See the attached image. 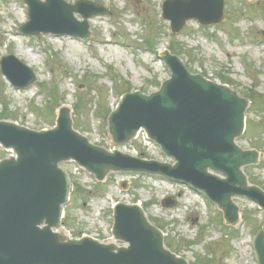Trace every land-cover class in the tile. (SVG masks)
<instances>
[{
    "label": "water",
    "instance_id": "water-1",
    "mask_svg": "<svg viewBox=\"0 0 264 264\" xmlns=\"http://www.w3.org/2000/svg\"><path fill=\"white\" fill-rule=\"evenodd\" d=\"M24 1L29 22L19 32L28 36L89 39V19L110 13L104 5L89 0L75 4ZM162 8L174 34L189 20L205 26L226 21L225 0H166ZM160 57L171 78L157 92L125 94L108 118V135L111 143L119 145L144 130L175 164L92 144L74 128L70 107L60 109L50 130L35 131L0 121V145L15 154L0 161V264H190L166 246L165 234L139 204L115 205L111 242L88 236L70 238L62 223L72 190L70 176L60 167L66 162L76 163L98 182L113 173H135L189 185L218 206L227 226L237 227L243 219L235 197L248 198L264 211V190L252 185L244 172L245 167L259 164L263 155L237 144L245 133L250 100L227 85L192 74L169 50ZM0 70L20 89L37 80L32 69L14 55L1 58ZM119 185L129 189L128 183ZM162 204L165 208L176 205L170 199ZM253 245L257 264H264V228Z\"/></svg>",
    "mask_w": 264,
    "mask_h": 264
},
{
    "label": "rangeland",
    "instance_id": "rangeland-1",
    "mask_svg": "<svg viewBox=\"0 0 264 264\" xmlns=\"http://www.w3.org/2000/svg\"><path fill=\"white\" fill-rule=\"evenodd\" d=\"M64 1L74 4L79 0ZM91 1L105 5L111 14L89 19L93 36L83 40L22 35L19 29L29 21L28 6L23 0H0V58L15 55L37 75L33 85L19 89L0 72V120L37 131L52 129L60 109L71 107L74 119L84 117V130L78 131L108 147L107 113L99 105L112 111L123 93L158 91L171 76L160 57L170 49L192 73L229 84L250 100L247 129L238 144L264 154V0H226L225 23L202 27L192 20L178 35L162 17L165 0ZM75 16L82 20L79 14ZM78 105L83 109L77 111ZM131 149L147 159L169 162L158 150L144 149L140 142ZM11 155L0 146V161ZM63 167L72 177V196L64 218L69 236L111 242L113 206L139 202L148 218L165 232L166 242L180 247L178 253L191 264H198V257L202 264H257L253 241L264 227V213L251 200L235 199L244 219L236 230L225 229L220 210L187 186L137 176L129 180L130 190L123 192L116 184L118 176L102 185L83 172L75 174L73 165ZM246 173L264 188V161L248 167ZM168 197L178 201L175 208L163 207Z\"/></svg>",
    "mask_w": 264,
    "mask_h": 264
},
{
    "label": "trees",
    "instance_id": "trees-1",
    "mask_svg": "<svg viewBox=\"0 0 264 264\" xmlns=\"http://www.w3.org/2000/svg\"><path fill=\"white\" fill-rule=\"evenodd\" d=\"M93 93H91L90 95H92ZM124 94V93H123ZM91 104H93L92 103V101L90 102V105ZM89 105V106H90ZM99 107H100V109L101 110H104L106 113H107V117H108V115L110 114V112H111V110H109V109H105V106H102L101 104L99 105ZM83 108L80 106V105H78V107H76V110L77 111H79V110H82ZM87 109V108H86ZM85 109V110H86ZM75 110V111H76ZM84 116H85V114H84ZM83 117V116H82ZM107 117H106V119H107ZM84 118V117H83ZM83 118H81V117H79V116H75V127H76V129H81V130H84V128H83V122H82V119ZM77 186H79L77 183H75ZM226 229V228H225ZM167 244H168V246L174 251V252H176V253H178L179 251H180V247H177L173 242H171V241H168L167 240ZM201 260H203V259H201L200 257H198V259H197V262L199 261V263L198 264H202V262H201Z\"/></svg>",
    "mask_w": 264,
    "mask_h": 264
}]
</instances>
